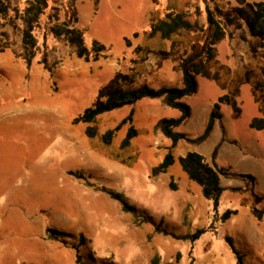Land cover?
I'll list each match as a JSON object with an SVG mask.
<instances>
[{
    "label": "rangeland",
    "instance_id": "1",
    "mask_svg": "<svg viewBox=\"0 0 264 264\" xmlns=\"http://www.w3.org/2000/svg\"><path fill=\"white\" fill-rule=\"evenodd\" d=\"M27 1L6 0L4 11L0 5V264H78L75 249L48 236L52 229L78 246L85 264H237L225 236L244 264H264V128L249 126L253 117L264 118V47L243 19L238 27L222 19L225 34L212 45L209 74L196 75L197 91L183 99L191 115L175 130L200 134L213 103L226 94L222 118L200 145L180 141L175 163L161 172L170 140L155 123L178 116V110L157 99L134 104L133 124L148 133L132 140L139 150L132 167L93 150L77 116L101 87L134 64L133 49L155 13L165 11L166 0H48L34 31L40 50L30 67L21 55ZM205 3L230 15L240 6L238 0H192L189 9H201L199 27L180 30L192 47L168 43L166 57L147 53L144 69L125 87L180 85V61L193 54L197 65L205 55ZM62 22L83 30L88 46L92 40L104 44L106 55L95 61L77 57L73 44L49 30ZM129 109L103 114L100 130L113 128ZM127 126L117 131L118 141ZM192 148L208 161L216 148L215 161L226 170L216 210L178 162ZM107 191L119 193L139 217L123 211ZM227 209L234 212L223 218ZM200 227L207 231L198 239L181 238Z\"/></svg>",
    "mask_w": 264,
    "mask_h": 264
},
{
    "label": "trees",
    "instance_id": "2",
    "mask_svg": "<svg viewBox=\"0 0 264 264\" xmlns=\"http://www.w3.org/2000/svg\"><path fill=\"white\" fill-rule=\"evenodd\" d=\"M4 1L6 0H0L2 9L6 8ZM238 2L240 6L236 7L235 13L231 15L225 13L216 5L211 8L208 3H205L204 11L208 28V35L202 45V52L205 55L201 58L200 64L197 65L194 63L195 56L193 54H190L187 58L180 61V85L153 87L149 83H143L137 87L127 88L124 84L132 83L134 78L144 69L147 53H154L166 57L169 54L168 43H180L186 48L192 47V40L181 34L180 30H190L199 27L197 14L201 12L200 7L195 6V10L191 11L189 6L192 0H166L165 11L162 14L159 12L155 13L149 25L147 36L134 47V64L126 73L118 72L113 83L101 87L95 101L85 107L77 116V121H80L83 125L84 134L86 135L89 146L111 160L132 167L139 157V150L132 140L138 135L148 133L147 128L137 127L133 124L134 104L142 99H157L162 105L180 112L175 117H160L155 123V127L164 137L170 140V144L166 147V152L158 164V169L161 172H167L169 167L174 164L175 157L173 151L180 141H185L192 145H200L206 141L215 126V122L222 118L219 106L221 102L229 101L226 94L219 96L217 101L213 103L206 124L200 134L190 136L184 132L175 130V128L185 122L191 115L190 106L183 99L197 91L198 84L196 75L201 74L207 76L209 74L206 65L213 55L212 45L225 34L221 24L222 19L236 27L239 26L237 19H243L249 34L257 39L259 46L264 47V2H246L245 0H238ZM244 3L248 6L249 10L245 9L243 6ZM47 8L48 0H28L23 10L22 14L26 28L22 36L23 47L21 55L27 67L31 66L34 57L40 50L34 31L39 26L40 17L45 13ZM47 16L50 17V14ZM49 30L54 35L64 36L69 43L76 47V56L86 61H95L99 57L105 56L108 50L104 44L96 40H92L91 45L88 46L84 39L83 30L66 22H62L61 24L55 23L50 26ZM228 34L231 37L233 32H229ZM133 35L136 36L137 33L135 32ZM242 39L246 40V38ZM43 44L46 45L45 42ZM251 49L255 50V47L251 46ZM40 61L45 63L44 66L47 68L46 60L43 58ZM262 71L264 73V69ZM231 105L235 108L234 102ZM125 106H130L127 115L121 118L113 128L106 129L102 132L99 127L100 117L105 113ZM126 124L128 126L125 134L118 141L116 133ZM249 126L256 130L263 129L264 118L253 117L249 122ZM215 155L216 148L213 149L210 161L196 150H188L185 154L178 157V162L182 170L190 180L200 186L202 195L211 201L213 210L217 209L220 196L224 191V187L220 182L221 175L226 174V170L217 165ZM249 177L252 176L249 175ZM169 186L172 189H176L175 184L172 182L169 183ZM107 192L111 197L121 202L123 211H130L135 217H139L135 207L124 201L119 193L113 191ZM233 212L234 210L227 209L222 217L227 218ZM258 217H261V214ZM143 220L146 221L145 218ZM156 230L169 233L165 229L160 228L159 225L156 227ZM206 231L207 228L200 227L193 233L181 236V238L194 241ZM48 236L54 240H59L70 245L76 251V263L85 264L77 245L69 242V240L59 238L53 229L48 231ZM225 239L231 245L236 257V263L244 264L242 255L233 246L232 238L225 236Z\"/></svg>",
    "mask_w": 264,
    "mask_h": 264
},
{
    "label": "crops",
    "instance_id": "3",
    "mask_svg": "<svg viewBox=\"0 0 264 264\" xmlns=\"http://www.w3.org/2000/svg\"><path fill=\"white\" fill-rule=\"evenodd\" d=\"M192 150H193V148H192ZM186 152H187V151H186ZM174 163H175V162H174ZM170 167H171V166H170ZM170 167H169V168H170ZM168 170H169V169H168ZM168 170H167V171H168Z\"/></svg>",
    "mask_w": 264,
    "mask_h": 264
}]
</instances>
